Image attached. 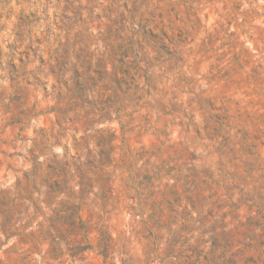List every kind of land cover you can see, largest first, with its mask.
<instances>
[{"label":"rangeland","instance_id":"rangeland-1","mask_svg":"<svg viewBox=\"0 0 264 264\" xmlns=\"http://www.w3.org/2000/svg\"><path fill=\"white\" fill-rule=\"evenodd\" d=\"M0 264H264V0H0Z\"/></svg>","mask_w":264,"mask_h":264}]
</instances>
